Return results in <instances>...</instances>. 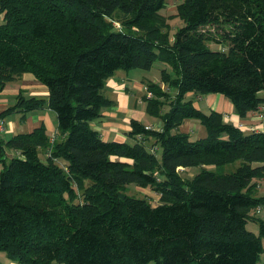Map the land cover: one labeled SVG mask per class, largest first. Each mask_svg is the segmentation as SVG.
<instances>
[{"label": "trees", "instance_id": "16d2710c", "mask_svg": "<svg viewBox=\"0 0 264 264\" xmlns=\"http://www.w3.org/2000/svg\"><path fill=\"white\" fill-rule=\"evenodd\" d=\"M169 1L0 0V95L33 74L62 136L41 126L0 140V253L11 263L264 264V131L194 105L220 94L240 118L264 117V0H180L175 14ZM157 62L167 89L150 84L146 102L162 127L133 121V142L104 140L91 122L112 105L106 80ZM43 106L20 95L7 112L25 120ZM189 120L207 136L183 132Z\"/></svg>", "mask_w": 264, "mask_h": 264}, {"label": "crops", "instance_id": "0c3cea01", "mask_svg": "<svg viewBox=\"0 0 264 264\" xmlns=\"http://www.w3.org/2000/svg\"><path fill=\"white\" fill-rule=\"evenodd\" d=\"M160 68L155 69L154 66L150 71L119 70L106 80L104 91L112 105L103 110L102 117L91 122L92 127L99 131L104 140L133 142L129 137L133 121L156 129L162 127L160 119L147 113L146 102V98H149L148 86L150 84H160L164 90L167 89L161 82ZM20 95L42 100L44 106L30 112L27 114L26 119L22 120V113L7 112L17 105V98ZM194 105L206 114L213 111L223 114L226 121L238 127L241 125V128L245 131H261L264 129V117L261 112H251L244 118H240L236 115L234 105L223 95L210 94L203 96L201 100H195ZM0 121L5 122L6 127L3 132L0 131V140L3 141H8L19 134L31 133L41 126H45L51 139H62L58 128L57 113L49 107L48 88L31 73H25L20 81L8 84L1 93ZM181 130L194 138H205L207 136L205 126L190 120L185 122ZM14 155V152H8L6 157L11 159ZM1 169L0 164V171ZM263 182L264 180L259 183L260 189L264 188ZM259 196H264V194ZM257 214L259 217L264 218V206L258 210ZM262 262L264 263V254L262 255ZM4 264L15 263H11L7 258ZM54 264L60 263L56 262Z\"/></svg>", "mask_w": 264, "mask_h": 264}, {"label": "rangeland", "instance_id": "374dc122", "mask_svg": "<svg viewBox=\"0 0 264 264\" xmlns=\"http://www.w3.org/2000/svg\"><path fill=\"white\" fill-rule=\"evenodd\" d=\"M175 7H177V5H173L172 7L169 6L168 13L175 14V9H176ZM172 23L173 24H172V28H171V36H173L175 34L176 30L180 26L183 25V21L180 18H174ZM120 28H121V26H120ZM154 66H155V69L158 67H163V65L159 62L155 63ZM160 156H161V153L159 152L158 157H160ZM236 166H237V163L232 164V165H228L224 169H226L227 171H229V170L232 171L236 168ZM197 170L198 169H196L195 171H197ZM183 177L188 178V176L185 172H183ZM262 184H264V182ZM128 190H129L128 193L130 195H134L136 197H145V198L147 197L148 199L152 200L155 204L159 203V198H160L159 194H157L151 190H146V189L135 187V186H131ZM258 194L259 195L264 194V188L263 189L259 188ZM253 225H250V229H253V230L257 229V226L256 225L253 226ZM6 260H7V256L4 253H0V264H4V261H6Z\"/></svg>", "mask_w": 264, "mask_h": 264}, {"label": "built area", "instance_id": "2783aa9c", "mask_svg": "<svg viewBox=\"0 0 264 264\" xmlns=\"http://www.w3.org/2000/svg\"><path fill=\"white\" fill-rule=\"evenodd\" d=\"M179 1H180V0H170L168 5H169L170 7H172L173 5H176ZM175 8H176V7H175ZM148 96L151 97V96H152V93L149 92V93H148ZM201 99H202V98H200V100H201ZM240 127H241V125H240ZM5 129H6V127H5V122L0 121V131L3 132ZM146 129L149 130V129H151V128H150V127H147ZM262 131H264V129H263Z\"/></svg>", "mask_w": 264, "mask_h": 264}]
</instances>
